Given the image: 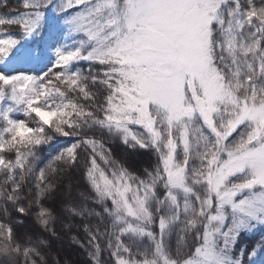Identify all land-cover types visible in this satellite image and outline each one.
<instances>
[{
	"label": "snow or ice",
	"instance_id": "1",
	"mask_svg": "<svg viewBox=\"0 0 264 264\" xmlns=\"http://www.w3.org/2000/svg\"><path fill=\"white\" fill-rule=\"evenodd\" d=\"M61 232L93 264H264V0H0V264Z\"/></svg>",
	"mask_w": 264,
	"mask_h": 264
},
{
	"label": "trees",
	"instance_id": "2",
	"mask_svg": "<svg viewBox=\"0 0 264 264\" xmlns=\"http://www.w3.org/2000/svg\"><path fill=\"white\" fill-rule=\"evenodd\" d=\"M7 3L11 8H16L19 5L20 0H7ZM3 11H7V9H3ZM7 31L16 32L17 29L15 27H10L7 29ZM64 139H67V138H64ZM108 146L113 149V155L115 156V158L125 163L133 171L142 172L143 169L145 168L150 169L156 163L155 156L153 153L145 152L142 149L133 151L127 148L117 139L110 140L108 143ZM46 154H48L47 149L39 153V155L41 156V159H43V157ZM40 166L42 167L43 165H40ZM73 179L75 183L80 185V187L78 188V192H85V195H87L88 193L85 190L86 184L81 178L79 169H77ZM92 207L96 208V210L99 211V208L96 205H92ZM12 219L13 220L17 219L14 212H13ZM33 219L34 217L27 218L26 223L28 224L29 229H34V225L32 224ZM17 227L19 226L17 225ZM29 234H31V232H29ZM42 238L49 239L51 243V248L48 251V264H86L80 260H76L78 254L82 255L84 260L86 262L88 261V264H93L92 257L89 255V250L87 248L80 247L77 244H73V242L69 239V235L61 232L59 238H57V237H51L48 233H43ZM65 240L67 241L68 245L71 248L70 249L67 248L65 244L66 250L65 252H62L60 255L56 253V251H54L55 249L54 246L57 245L58 241L59 243H61ZM67 254L72 255L73 258L75 259L69 258ZM107 259H108V252L105 249L102 252L101 260L106 261Z\"/></svg>",
	"mask_w": 264,
	"mask_h": 264
},
{
	"label": "rangeland",
	"instance_id": "3",
	"mask_svg": "<svg viewBox=\"0 0 264 264\" xmlns=\"http://www.w3.org/2000/svg\"><path fill=\"white\" fill-rule=\"evenodd\" d=\"M21 118H24V117H21ZM28 122H29V125H30V126H33V127L35 126V122H34V121L29 120ZM58 243H59V241L57 242V245L54 246V248H55L54 251H56V253H58V254H60V255H61L62 252H65L66 247L69 248V249L71 248V247L68 245V243H67L66 240L63 241V242H61V243H59V244H58ZM65 244H66V247H65ZM60 255H59V257H60ZM67 256H68L69 258L75 259V258H73L72 255L67 254ZM76 260H80V261H82V262L88 264V261L86 262V261L84 260V258L82 257V255H80V254L77 255V259H76Z\"/></svg>",
	"mask_w": 264,
	"mask_h": 264
}]
</instances>
